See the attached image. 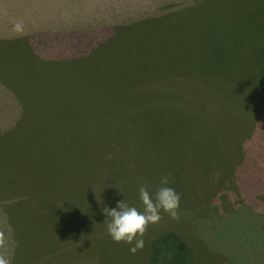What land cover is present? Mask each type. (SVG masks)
Listing matches in <instances>:
<instances>
[{"label": "rangeland", "instance_id": "374dc122", "mask_svg": "<svg viewBox=\"0 0 264 264\" xmlns=\"http://www.w3.org/2000/svg\"><path fill=\"white\" fill-rule=\"evenodd\" d=\"M195 1L0 0V34L4 35V32L11 33L9 36L19 34L15 25L20 23L22 24L21 31L26 30L27 32L29 29V32L38 36L37 42L41 44L37 47L38 49L34 50L37 57L34 55L33 64L28 62L24 67L21 87L28 93L26 98L34 101L36 96H44L48 101L46 93L56 87H62L61 93L70 96L67 87L64 86L67 83L70 85L69 90L75 96L74 112L69 116L57 115L58 113L53 115L50 111L43 117L41 114L34 116L35 113L40 112V99L35 101L37 107L32 110L27 105L28 101L20 100L11 92L17 93L16 90H7L5 83L0 81V125L3 122L11 124L17 121L16 117L19 118L20 113L24 118L22 121L24 132L28 129L27 122L31 120L34 124L31 128L32 135L38 142L33 139L29 141L32 135L25 136L23 134L19 139L21 143H16L13 147L8 146V149L4 151L6 162H8L7 171L10 177L14 178H9L6 175L5 177L0 176V257L7 258L11 264L17 254L16 248H18V239L10 232V226L3 211L15 214L19 212L22 217H25L27 210L20 203L27 199L42 200L43 206L35 211V215L40 217L51 214L49 212L51 208L44 212V209L53 207L51 204H57L60 212L71 213L77 207L86 205L80 198L74 196L73 192L78 190L80 182L82 187L83 183L88 181L84 177L81 181L76 174L77 170L72 165L80 159L84 164L86 162L91 164L95 161L99 164L98 168L101 166L105 168L109 164H113L111 157L96 150L99 146V149L106 151L105 141L100 139L103 130L102 122L115 124V129L119 127L120 123L124 126L128 125L124 129H117L113 132L108 129V139L111 137L110 133L122 139L119 150L125 148L124 156L120 157L116 164V166H120V171L115 175V178L118 187L122 186L121 192L126 197H131L128 204L135 207L138 205V202L135 201V196H138V181L141 176L142 178L148 176L147 172L166 175V157H170L169 150L177 151L185 145L186 140L195 138L201 139L203 143H211L215 138V143L218 144L222 135L237 134L236 132L240 131L237 130L238 127L242 128L241 131L246 129L250 134L255 133V124L251 128V125L246 127L238 123L240 117L243 119L244 113L250 120V111L245 112V108L238 106L240 98L242 100V96H247L248 92L245 91L246 84L237 85L235 79L240 78L236 66L239 65L243 70H246L251 67L250 63H255L257 59L256 50L250 45L256 42L257 45L264 47V31L262 30L264 0ZM163 3H166V9L158 10L157 5ZM190 6L198 9L196 11L198 16L193 23L200 26L192 30L180 16L176 19L182 24L180 29L178 28L175 38H168L166 43L167 59L162 70L166 69L167 79L173 76L171 82L175 77H178V82L175 83L177 87L170 85L168 80L169 88L166 90V98H155V107L150 112L145 109L146 106L138 111L136 96L140 90L135 95L132 92V84H134L135 76L139 73V69L136 70V68L138 64H149L152 57L145 52V49L150 48L161 38V36H154L152 30H147L149 27L144 24L142 18L152 11L157 18H164V12H188ZM128 16L132 17L131 21L134 22L125 28L130 20H126V22L122 20ZM199 19L202 24L198 22ZM117 25H123L119 31L125 30L120 43L114 41L115 26ZM129 29L131 31L127 34L126 30ZM191 30L192 40L190 39ZM91 43H94L93 45L97 48L96 54L87 56L89 54L87 49ZM68 44L73 48L70 50L62 48ZM208 44L215 51L207 50ZM105 47L107 52L117 48V52L110 53L112 54L111 59L108 58V55L102 59L100 51ZM79 49H82V53H78ZM41 50L44 52L43 55L50 53L51 56H54V52H58L62 54L61 59H66L71 55L68 52L72 51V56L76 54L85 58L78 60L74 56L75 60L73 61L71 58L70 61L53 63L48 59H43L46 57L41 55ZM261 50L258 53L264 55V51ZM55 55L54 59H59V55ZM9 57L7 46L0 43V62L2 63H0V68L8 66L5 59ZM26 58L30 59V56L28 55ZM208 66H212L213 75L209 72ZM222 68H227V71H223ZM231 69L236 71H230ZM55 70H59V72L55 73ZM248 72L243 71L242 81L247 80ZM109 74L110 77H108ZM33 76H37L36 79ZM66 76L69 77V80L64 78ZM210 77H213L214 83ZM104 80L106 81L105 89ZM204 81L206 82L204 83ZM89 84L90 90L88 91ZM83 85L85 88H82ZM122 86L126 87L125 92L121 89ZM171 86L174 88H170ZM108 88L114 89L113 102L108 101ZM177 88L179 91L176 96L171 91ZM3 94H8V96L3 97ZM87 95H89V100ZM209 96L227 103L219 106L214 101L209 102ZM176 97L179 98L177 110L167 106L166 113V102H175ZM99 100H101V109H103L101 114L92 110L96 107L94 104H97ZM262 104L258 114V126L264 125V102ZM193 107L196 109L195 111L192 110ZM26 118L29 119L25 122ZM188 118L193 121L192 124L201 128L198 129L199 132L195 129V132L191 134ZM72 119L77 123L76 126H57V136L52 142L46 140V144L40 140L41 133H43L41 122H44V128L51 126L55 130L53 122ZM200 121L204 124H200ZM211 123L215 136L213 131L208 129ZM12 136L14 137L13 133L8 134V137ZM60 139L64 140L66 144L65 150L60 149L63 146ZM237 140L244 146V141H241L238 134ZM0 147L3 148L2 145ZM87 147H90V151L83 154ZM52 150L54 156L46 157V154ZM249 150L245 151L246 159L251 156ZM15 153L20 156L15 157ZM179 154H183V152L181 151ZM179 154L175 153L170 159L179 160ZM21 159L24 162H20ZM66 161L67 163H65ZM16 168L23 171H34L31 175L24 176L25 182L19 175L21 171L17 172ZM122 171H126L127 176H124ZM256 173H264V169H257ZM256 173L254 176L260 178ZM207 175L206 178L211 179V176ZM89 179L91 180V177ZM151 183H154L153 176ZM17 185L24 186L25 189L18 191ZM92 185H94L93 189L96 191V195L100 196V187L97 183ZM135 187L137 195L130 196L129 190ZM219 202L221 201L219 200ZM27 204H31V202L23 205ZM88 204H91L92 212L95 210L102 216H104L102 209L105 206H115L106 200L96 202L95 198ZM233 206L235 208V204ZM179 211L182 214L185 212L183 208ZM32 214L33 212L30 213V216ZM78 216L79 214L75 215L77 218ZM94 217L96 219L89 220L86 219V215H81L79 220L87 230L97 225L105 228L104 218L95 215ZM248 220L244 224L243 222L236 224L234 220H230L228 223L206 225L203 222L202 233L196 234L195 242H198V251L194 264H264V233L259 231L258 226V222L264 223V217H250ZM72 222L69 227L71 229L78 228V225H74ZM87 224H91L90 227H87ZM254 224L256 226H253ZM218 227L222 228L218 229ZM179 233L184 236L183 232ZM88 235L83 236L88 238ZM90 237L91 235H89ZM40 250H36L40 252L39 255L47 256L48 259L53 256L52 258L58 263L60 254L57 252L59 249L54 251L41 248ZM20 255L28 257L26 259L28 261L35 257L36 253L25 251ZM22 262L24 264V260ZM173 263L172 260L170 264Z\"/></svg>", "mask_w": 264, "mask_h": 264}, {"label": "trees", "instance_id": "16d2710c", "mask_svg": "<svg viewBox=\"0 0 264 264\" xmlns=\"http://www.w3.org/2000/svg\"><path fill=\"white\" fill-rule=\"evenodd\" d=\"M161 8L166 9V3L157 5L158 10ZM189 8V11H186L187 13L172 11L171 13L164 12V18L155 17L156 14L152 11L142 18V20H144V24H147L149 27L147 30H152L154 36H161V38H159L160 41L157 43H153L150 48L145 49V52L152 57L149 64H138V67L136 68V70L139 69V73L135 76L134 84H132V92L133 95H135L136 92L140 90L136 96V100L138 102L136 107L138 111L142 110V108L146 106L145 109H148L150 112L155 107V98H166V90L169 88L167 85L168 80L170 85L175 86V88L177 87L175 83L178 82V77H175L171 82L173 76H170V78L167 79L166 69L162 70V68L167 59V40L168 38H175L178 28L180 29V26L182 25L176 19L180 16L183 17L186 23L189 24L188 27L192 30L200 26L193 23L196 21V17L198 16V12L196 13L198 10L197 7L190 6ZM193 12L194 14H192ZM128 17L122 20L123 22L130 20L125 28L132 25L134 22L133 20L131 21L132 17ZM172 22L173 25H171ZM198 22L202 24L201 19H199ZM123 24L125 25V23ZM262 24V30L264 31V16H262ZM122 26L123 25L115 26V32L117 34H114V41L116 43H120L122 33L125 31H119L122 29ZM192 30L190 31L191 40L193 37ZM22 31L20 30L19 34L14 36H9L11 33L9 34L6 32H4V35L0 34V43L7 46V50L10 54V57L5 59L8 66L0 68V81L5 83L7 90H16L17 93H14L13 91L11 92L20 100L28 101L27 105H29L32 110L37 107L35 101L40 99V112L35 113L34 116H39V114H41V117H43L49 111L51 114L53 113V115H56L55 113H58L57 115L67 116H69L70 113L73 114L75 96L74 93L69 90L70 85L68 83L64 86L67 87L70 96L61 93L62 87H56L46 93L48 95V101L44 96H36L34 101L26 98L28 93L25 92L23 87H21V78H24V67L28 64V62L33 64V61H35L34 50L38 49L37 47L41 44L37 42L38 36L33 34V32H29V29L27 32L26 30ZM130 31V29L126 30V33L129 34ZM149 33L150 31L148 34ZM93 44L94 43H91L87 49V53H89L87 56L96 54L95 50L97 48ZM250 46H253L256 50V64L251 62V67L246 70H243L239 65L236 66V70L238 68L240 73V78L243 71L249 72L247 80L242 81V78H237L235 81L237 85L242 83L244 85L246 84L244 87L246 89L245 91L248 92V95H243L242 100L240 98V101L238 102L240 105L238 106L240 108H245V112L250 111V120L242 110L244 117L242 116L243 119L240 117L238 119V123L241 126L246 127L251 125V128L253 124H255V133L250 134L246 129L245 131H241L242 128L238 127L237 130L240 131L236 133L239 137H241V141H244V146L237 140V134L230 135L229 133L222 135L218 144L215 143V138L211 143H203L201 142V139L195 138L188 141L186 140L185 145L177 151L171 152V150H169V156L171 158H173L175 153L179 154V152H183V154H179V160H171L170 157H166V175L169 178V186L174 188L175 191L180 194L179 208L175 219L171 218L167 213L161 212V219L157 223H150L146 226L143 235L144 247L137 250L135 254H132L128 250V244L123 242L116 244L113 242L107 235L106 229L102 228L101 225L90 227L91 224H87V227H90V230L87 232V229L82 226L83 223L77 217H73L77 209L73 210V213L60 212L57 204H51L53 207L44 209V212H47V210L51 208L49 211L51 213L49 215L51 216L46 214L43 217H40L35 215V211L39 207L43 206L41 203L42 200L37 201L27 199L23 203H20L27 210L25 217H22L19 212L15 214L14 212L7 213L6 210L3 211L5 212L6 220L10 226V232L15 235L16 239H18V248H16L17 254L11 264H23V260L24 264H167V262L170 264L172 260L174 261L173 264H194L197 259L198 251V242H195L196 234L202 233L203 222L206 225L213 223L218 224L221 222L228 223V221L230 222V220H234L236 224L238 222H243L244 224L249 221L248 219L250 217H264V173H256L257 169H264V125L258 126V114L260 113V107L261 105L263 106L262 103L264 102V55L258 53V51L261 49V51H264V47L257 45L256 42ZM258 47H260L259 50H257ZM62 48L70 50L73 46L68 44ZM105 49L106 47L100 51L102 59H105L107 55L108 58L111 59L113 51L117 52V48L111 50L110 52L105 51ZM207 50L215 51L210 44H208ZM79 51L80 52L78 53H82V49H79ZM72 52H68L71 53V55L69 54L70 56L66 57V59L62 58L64 60L61 59L62 54L58 52H54V56H51L50 53L43 55L42 53L44 52L42 50L40 53L42 56L46 57L43 59H48V61L53 63L58 61H70L71 58V61L85 58L74 54V59ZM55 54L59 55V59H54L56 58ZM28 55L30 56V59L26 58ZM35 56L37 57V55ZM208 70L211 75H213L214 70L212 69V66H208ZM222 70L226 72L227 68H222ZM236 70L231 69L230 71ZM58 72L59 70H55V73ZM36 77L37 76H33L35 79ZM108 77H110V74ZM64 78L69 80L68 76ZM210 78L214 83L213 77ZM205 82L206 81H204V83ZM90 84L87 86L88 91L90 90ZM183 84H185V81H183ZM173 86L170 88H174ZM105 87L106 81L104 80V89ZM82 88H85V86L83 85ZM121 89L123 92L126 91L125 86H122ZM177 91H179L178 88L171 92L176 95ZM2 96L7 97L8 94H3ZM87 98L89 100V95H87ZM114 98V89L112 88V90H110V88H108V101L113 102ZM208 100L209 102L214 101L219 106L227 103L224 100H220L212 96H209ZM46 101L47 104L45 106ZM94 105L96 107L92 109L93 111H96L97 114L103 113V109H101V100ZM167 106L177 110V107L179 106V98L176 97L175 102H166V113ZM192 110L195 111L196 109L193 107ZM21 115L22 114L19 113V118L16 117L17 121L12 122L11 124L3 122L2 125H0V146H3V148L0 147V176L2 177H5L6 175L9 178H14L13 176L10 177L7 171L8 162H6L4 151L8 149V146L13 147L16 143H21L19 139L22 138L21 136L23 134H25V136H31L33 133L31 128L34 124L31 120L28 121L29 118L25 119V122L28 121V129L24 132V124L22 122L24 118L23 116L21 117ZM191 122L193 121L189 122L191 125L189 127L191 134L195 132V129L196 131L201 129ZM102 123L103 130L100 135V139L101 141L104 139L106 151L104 149H99V146H97L96 150L103 155L105 154L106 156L111 157L113 164H109L105 168L104 166L98 168L99 164L97 162L93 161L91 164L86 162L84 164V162L80 159L77 163L72 165V167L77 170L76 174L80 177L81 181L83 180V177L88 181L83 183L82 187L80 182L78 189L87 192L83 193L79 197L81 199H86V196L90 194V197H95L96 201L102 202L103 200H106L112 204H116L117 201L123 199V202L129 205L128 203L130 202L131 197H126V195L121 192L120 189L122 186L120 188L118 187L117 180L115 178V175H117L120 171V166H116V164L119 162L120 157L122 158V156H124L123 151L125 148L119 150V144L122 142V139L113 136V133H110L111 137L108 139V129L113 132L117 129H124L128 125L124 126L120 123L119 127L115 129V124H107L106 122ZM53 124L54 128L56 127L55 130H53L51 126L44 128V122H41V129L43 130V133H41V141L45 142L47 140L52 142V140L57 136V126H76L77 123L72 119L56 121L53 122ZM200 124H204V122L200 121ZM212 127L213 124L211 123L208 129L212 130L215 136ZM7 133H13L14 137H8ZM32 139L37 142V140L33 138V135L29 141H32ZM60 142H63V146L60 147V149L65 150L66 144L64 140L60 139ZM247 149H250L249 153L251 156L249 159L245 158V151L247 152ZM88 151H90V147H87L83 154ZM18 155L19 154L17 153L14 154L15 157H18ZM52 155L54 156L53 150L47 153L46 157H50ZM20 162H24L23 159H21ZM65 163H67V161ZM77 164L79 168L77 167ZM155 166L157 167V165ZM16 171H21L19 175L20 177H23L25 181L24 176L26 174L31 175L34 170L23 171L16 168ZM253 172L259 175L260 178L255 177V173ZM122 174L127 176L126 171H122ZM146 174H148V176L143 178L141 176L137 187L144 185L149 192L156 191L160 186V178L163 175H158L153 172H147ZM207 174L211 176V179L206 178V176H208ZM152 176L154 177V183H151ZM90 177L91 180L89 179ZM94 183H97L100 187V196H97L96 191L93 189L94 185L92 184ZM17 187L18 191H23L25 189L24 186L17 185ZM135 189L136 187L129 190L130 196L137 195ZM7 196L10 197L9 194H7ZM219 200L221 202H219ZM135 201L138 202L136 207L141 209L143 206L138 196H135ZM30 202L31 204H27L25 206L23 205ZM233 204H235V208ZM23 207L21 210L22 213ZM181 208L185 210L183 214L179 211ZM89 210L90 209H86L83 214L86 215L89 220L96 219L94 215L100 218H105L104 216L99 215L95 210L94 212ZM87 211H89L90 216L86 214ZM31 212H33V214L30 216ZM71 221L76 222L78 228L71 229L69 227ZM51 222L53 223V226ZM253 226H256V224ZM258 226L259 231L264 233V223H261L260 221L258 222ZM220 228L222 227H218V229ZM178 231L183 232L184 236H182ZM86 234L91 235V237L89 238L88 235V238H85L83 235ZM41 248L52 249L54 251L59 249L57 252L60 254L58 263L54 258H52L53 256L48 259L46 258L47 256L39 255L40 252H37L36 250H40ZM25 251L36 253L35 257L38 259L32 257L27 261L26 259H28V257L20 255ZM120 257L122 258L120 259Z\"/></svg>", "mask_w": 264, "mask_h": 264}, {"label": "clouds", "instance_id": "9594fccd", "mask_svg": "<svg viewBox=\"0 0 264 264\" xmlns=\"http://www.w3.org/2000/svg\"><path fill=\"white\" fill-rule=\"evenodd\" d=\"M15 28L20 31L22 24L17 23ZM138 197L143 206L141 209L125 204L123 199L117 201L114 207L105 206L102 209L107 235L115 243L128 244V250L132 254L144 247L143 235L146 226L157 223L161 219V212L167 213L173 219L177 217L180 201V194L169 186L167 175L161 176L160 186L154 193L140 185ZM0 264H10V261L0 257Z\"/></svg>", "mask_w": 264, "mask_h": 264}, {"label": "crops", "instance_id": "0c3cea01", "mask_svg": "<svg viewBox=\"0 0 264 264\" xmlns=\"http://www.w3.org/2000/svg\"><path fill=\"white\" fill-rule=\"evenodd\" d=\"M87 191H82V190H80V189H78V190H74V192H73V195L74 196H76L77 198H80L79 196H81L83 193H86ZM87 198L86 199H81L83 202H85L86 203V205L84 206V207H77L76 209H77V212L74 214V216L73 217H75V215H77V214H79V216H78V219H79V217L81 216V215H83L85 212V210L86 209H90L91 211L93 210V208H92V206H91V204H88V203H90V202H92V200H93V198H95V197H93V198H91L90 197V194H88V196H86ZM97 202V201H96ZM75 210V209H74ZM89 210V211H90ZM89 211H87V215H89ZM87 218V217H86ZM88 219V218H87ZM74 225H76V222H72ZM89 230H90V228H89ZM89 230H87V232L89 231Z\"/></svg>", "mask_w": 264, "mask_h": 264}]
</instances>
